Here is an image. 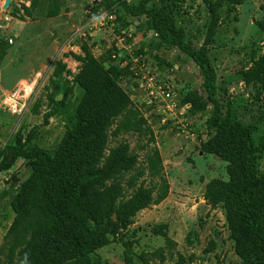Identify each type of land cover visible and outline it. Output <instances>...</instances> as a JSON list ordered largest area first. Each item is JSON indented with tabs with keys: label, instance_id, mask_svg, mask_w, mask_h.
<instances>
[{
	"label": "rangeland",
	"instance_id": "374dc122",
	"mask_svg": "<svg viewBox=\"0 0 264 264\" xmlns=\"http://www.w3.org/2000/svg\"><path fill=\"white\" fill-rule=\"evenodd\" d=\"M6 1L0 0V38L9 45L0 62V151L15 144L19 135L24 143L30 138L32 144L49 152L62 145L65 119L47 117V94L53 91L48 92L47 87L58 63L65 64L67 98L75 108L83 95V89L74 83L81 64L70 53L81 55L83 44H87L101 62L111 60L127 70L121 86L151 129L148 134L111 137L106 156L111 148L126 142L137 163L107 184L120 186L128 200L134 192L129 184L143 171L137 185L153 187L159 178L149 175L147 158L155 148L161 154L163 173L170 184L167 198L128 220L118 219L116 213L111 223L100 219L97 253L101 264H144V255L149 264H242L222 205L210 204L205 198L212 180L228 181L229 176L227 162L203 149L217 135L207 124L214 106L208 100L203 76L179 48L163 44L161 35L167 31L149 16L139 20L127 15L121 4L136 7L144 0H57V17L48 16L55 0H40L32 17L26 15L25 7L33 0H11L4 8ZM216 1L146 0V6L170 14L176 27L185 32L186 42L199 49ZM263 19L264 0L226 4L210 47L218 98L224 104L230 102L237 119L253 127L257 142L264 141V84L243 81L241 73L251 69L263 54L264 34L257 26ZM184 100L188 101L185 105ZM195 105L205 110L191 113ZM257 163L264 175V147ZM33 167V162L13 160L6 153L0 157V248L16 216L13 202ZM161 225H167L171 243L155 233ZM0 264H8L5 256Z\"/></svg>",
	"mask_w": 264,
	"mask_h": 264
},
{
	"label": "trees",
	"instance_id": "16d2710c",
	"mask_svg": "<svg viewBox=\"0 0 264 264\" xmlns=\"http://www.w3.org/2000/svg\"><path fill=\"white\" fill-rule=\"evenodd\" d=\"M39 1L33 0L30 7H25L28 17L34 15ZM243 3L244 0H217L212 4L206 38L196 49L186 42L185 32L176 27L165 10L148 9L146 0L136 7L121 1L127 15L139 20L149 16L167 31L168 34L161 35L163 44L179 48L199 68L208 100L214 106L207 124L217 132L203 149L227 162L229 176L228 181L212 180L207 185L205 198L210 204L222 205L242 264H264V175L260 174L257 163L264 141L257 142L253 127L237 119L230 102L224 104L218 98V77L210 56L225 5ZM53 5L49 17L59 15L60 2L55 0ZM257 26L264 34V19ZM8 50V43L0 38V62ZM70 56L81 64L74 76V83L83 89L78 104L72 108L68 102L65 64L58 63L47 87L48 92L53 90L47 94V117L65 119L67 132L62 145L49 152L32 144L30 138L24 143L19 135L15 144L0 151V157L6 153L13 160L34 163L32 174L13 202L16 216L0 248V258L5 256L8 264H101L102 258L97 253L100 219L111 223L116 213L118 219L128 220L139 211L163 202L169 194L170 184L156 148L148 155L146 167L151 177L159 178L153 187L137 185L145 174L143 171L129 184L134 192L128 200L124 199L120 186L112 188L107 184L123 169H134L137 163L126 142L111 148L106 156L111 137L148 134L151 129L121 86L127 70L118 68L111 60L101 62L87 44H83L81 55L70 53ZM241 79L264 84V51L251 69L241 73ZM187 102L184 100L182 104ZM202 110L205 108L195 105L190 112ZM154 231L171 243L167 225L158 226ZM141 259L149 264L146 255Z\"/></svg>",
	"mask_w": 264,
	"mask_h": 264
},
{
	"label": "built area",
	"instance_id": "2783aa9c",
	"mask_svg": "<svg viewBox=\"0 0 264 264\" xmlns=\"http://www.w3.org/2000/svg\"><path fill=\"white\" fill-rule=\"evenodd\" d=\"M113 20H114V17L110 16V17H109V21H113ZM171 95H172V94L168 93V94H167V97L170 98ZM173 103H175V105H176V102H173Z\"/></svg>",
	"mask_w": 264,
	"mask_h": 264
},
{
	"label": "water",
	"instance_id": "95a60500",
	"mask_svg": "<svg viewBox=\"0 0 264 264\" xmlns=\"http://www.w3.org/2000/svg\"><path fill=\"white\" fill-rule=\"evenodd\" d=\"M11 0H7L5 3L4 8H8L10 6Z\"/></svg>",
	"mask_w": 264,
	"mask_h": 264
}]
</instances>
